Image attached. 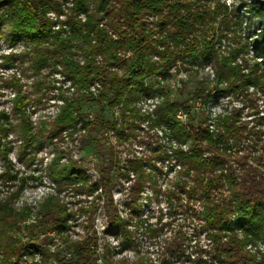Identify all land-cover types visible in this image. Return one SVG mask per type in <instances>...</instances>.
<instances>
[{
  "label": "trees",
  "instance_id": "obj_1",
  "mask_svg": "<svg viewBox=\"0 0 264 264\" xmlns=\"http://www.w3.org/2000/svg\"><path fill=\"white\" fill-rule=\"evenodd\" d=\"M250 8L252 20L261 25L255 47L264 53V0ZM244 24L251 25L225 0H0V41L6 37L26 46L24 54L1 56L0 66L24 64L36 77L44 69L60 73L74 89L71 96L61 97L49 141L65 131L95 129L114 138L106 152H97L102 162L96 180L78 161L61 162L58 156L49 165L55 194L35 209L15 206L21 186L0 196V264H130L125 258L115 260L107 245L100 251L94 216L104 208L118 254L137 250L135 231L122 217L113 191L122 185L124 204L140 216L146 187L161 192L158 161L179 167L173 190L164 193L170 204L175 198L185 207L184 214L197 221L208 242L204 248L195 240L194 263L264 264V62L249 64ZM226 41L233 42L228 49ZM209 64L212 79L198 81L193 91L187 81L177 93L164 84ZM10 84L12 112L0 110V184L14 189L20 183L9 159V134H18L24 151L38 150L40 141L30 113L32 94L17 80ZM228 95L256 105V113L262 100L263 115L256 125L243 120V108L215 117L197 112L198 100ZM144 98L157 102L144 110ZM84 103L99 107V114L91 118ZM135 141L151 154L131 156L128 147ZM82 142L96 147L85 135ZM68 188L92 197L79 208L87 218L79 239L70 236L75 212L61 198ZM48 233L61 238L64 248L48 251L40 239ZM192 238L183 227L175 230L164 244L167 259L185 257ZM36 255L40 262L34 261Z\"/></svg>",
  "mask_w": 264,
  "mask_h": 264
},
{
  "label": "rangeland",
  "instance_id": "obj_2",
  "mask_svg": "<svg viewBox=\"0 0 264 264\" xmlns=\"http://www.w3.org/2000/svg\"><path fill=\"white\" fill-rule=\"evenodd\" d=\"M228 5L240 9L241 16L244 21L251 23V25L244 24L242 26L241 34L249 41V54L246 58L249 64L254 65L255 61L264 62V53L255 47V39L260 36L261 25L257 20H252L251 5L260 0H225ZM53 19L55 14H49ZM5 32L9 35L10 30L5 27ZM232 41L223 43L224 48L228 49L232 46ZM26 46L23 41H18L15 44L10 42L6 37L0 41V58L3 55L24 54ZM2 59H0V63ZM264 65H261L263 67ZM24 64L16 62L15 66H0V110H5L8 113L12 112V98L14 96L13 85L10 82L14 79L23 85V90L32 94L35 102L30 108L34 131L39 135L40 148L36 151L28 149L22 150V142L18 138V134L12 132L8 136L11 145L9 152V159L13 164V172L17 174V187L14 189H7L0 184V196H6L9 191H15L21 186L19 196L15 200L17 208L30 207L35 209L47 196L55 194L56 182L50 175V163L60 156L61 162H67L69 159L78 161L85 166L86 173L92 180L98 178L97 169L102 160L97 155L98 150L106 152L108 145L114 143V138L111 134L102 133L97 129L91 132L75 131L70 134L65 131L61 138L50 142L48 139L50 123L55 119L63 103L62 96H71L74 89L70 82L65 81L60 73L50 74L47 69H44L42 75L36 77L31 75L30 71H26ZM212 65L205 67H193L191 72H182L174 77L168 79L164 84L169 90L174 93L180 88L182 81L189 83L188 90L193 91L196 88L198 81L204 79H212L213 70ZM40 86H39V84ZM38 84V85H37ZM253 90V89H251ZM92 91L97 93V87H93ZM212 92V91H211ZM177 93V92H176ZM213 93V92H212ZM260 95V93L258 94ZM157 102L154 100L142 99L140 107L144 110L150 109V106ZM259 111L256 113L254 109L256 105L251 107L250 103L243 102L241 99L233 98L232 96H216L208 100L206 103L203 100H198L196 103L197 112H204L206 115L215 117L218 114L230 113L233 108H243V120L249 123L250 126L256 125V119L263 115L262 100L258 102ZM89 113L90 117L94 118L99 114V107L83 104ZM259 126V125H258ZM146 128V125L142 126ZM264 128V126H262ZM146 130V129H145ZM85 135L87 140L93 141L96 147L84 144L82 138ZM111 140V141H109ZM163 143H167L165 140ZM127 146V145H126ZM168 146V145H167ZM122 148V147H121ZM131 151V156L137 157L149 156L151 151L146 149L143 145L135 141L133 145L128 147ZM122 155L126 156L128 153L124 149H120ZM174 164V163H173ZM3 162L0 158V170H2ZM157 166L162 168L163 172L157 174V188L161 192L157 195L156 191L147 186L145 193L141 199L142 210L140 216L129 211V208L124 204L126 197V190L122 185H118L113 191L114 201L121 211L129 225V228L135 231V237L138 242L137 250H127L118 254V241L110 232L107 231L108 221L105 210L100 207L99 211L94 216L95 229L99 238L100 251H104L107 245L112 251V256L115 260L127 259L130 264L143 260L153 264H196L193 262L197 253L194 248L195 240L200 239L201 245L206 248L208 242L201 235L200 226L193 218H189L184 214L185 207H179L177 200L172 198L170 204L169 196L164 192H169L174 188V181L178 175V166H173L168 161H158ZM19 180H22L21 182ZM127 185L128 183L123 182ZM61 198L66 202L67 207L75 212V219L72 221L73 227L70 236L73 239H79L85 234L86 215L80 213L81 206H87L92 197L78 195L71 188L64 190ZM103 201H101V206ZM197 206V205H196ZM198 207V206H197ZM183 227L193 236V241L188 247L186 256L180 260L167 259L165 241L171 234ZM149 228L154 229L151 233ZM198 235V236H196ZM48 251L64 248V241L48 233L47 237H40ZM40 256L36 255L35 262H40ZM99 263H101L99 261ZM29 264H32L29 262ZM50 264V263H47ZM54 264V263H53Z\"/></svg>",
  "mask_w": 264,
  "mask_h": 264
}]
</instances>
